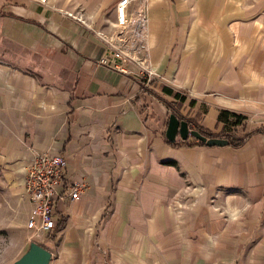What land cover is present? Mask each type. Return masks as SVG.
<instances>
[{"label":"crops","instance_id":"1","mask_svg":"<svg viewBox=\"0 0 264 264\" xmlns=\"http://www.w3.org/2000/svg\"><path fill=\"white\" fill-rule=\"evenodd\" d=\"M119 1L0 0V213L28 219L30 165L60 153L82 189L35 241L50 264H264V0H147V85L100 63ZM221 109L240 146L167 139L171 113L227 139Z\"/></svg>","mask_w":264,"mask_h":264},{"label":"built area","instance_id":"2","mask_svg":"<svg viewBox=\"0 0 264 264\" xmlns=\"http://www.w3.org/2000/svg\"><path fill=\"white\" fill-rule=\"evenodd\" d=\"M45 2L46 0H40ZM147 0H141L137 5L131 0H120L116 6V29L112 36L99 32L105 40L106 53L100 58V63L117 71L128 73L126 64L132 61L139 69V80L149 84L156 77L148 57V17L146 14ZM79 20H82L79 17ZM130 23L138 26L140 43L137 53L128 47V39L124 37ZM67 158L60 153H43L35 157L26 177V191L32 204L25 228L36 235L49 232L56 227L54 218L55 201L60 197L76 200L81 195L80 183L66 182ZM63 187L64 193L58 189Z\"/></svg>","mask_w":264,"mask_h":264},{"label":"water","instance_id":"3","mask_svg":"<svg viewBox=\"0 0 264 264\" xmlns=\"http://www.w3.org/2000/svg\"><path fill=\"white\" fill-rule=\"evenodd\" d=\"M190 135L208 146H224L228 144V140L225 138L203 135L198 130L191 128L187 119H180L175 113H171L166 130L167 139L170 142H175L177 136L182 140H186ZM51 259L52 254L48 249L32 241L22 256L12 264H50Z\"/></svg>","mask_w":264,"mask_h":264},{"label":"rangeland","instance_id":"4","mask_svg":"<svg viewBox=\"0 0 264 264\" xmlns=\"http://www.w3.org/2000/svg\"><path fill=\"white\" fill-rule=\"evenodd\" d=\"M22 211L23 207H20L19 210L16 209L15 213L11 214L12 219H9L10 214L7 212L2 211L0 213V264H12L23 246L27 250L29 244L39 238L36 235L29 240L32 232L25 228L27 215L25 211ZM14 248L17 249V252L13 254Z\"/></svg>","mask_w":264,"mask_h":264},{"label":"trees","instance_id":"5","mask_svg":"<svg viewBox=\"0 0 264 264\" xmlns=\"http://www.w3.org/2000/svg\"><path fill=\"white\" fill-rule=\"evenodd\" d=\"M162 90L165 94L174 96L176 99H178L180 101H184L186 99L185 95H183L179 92H175L173 89H171L167 86H163ZM245 119L246 118L244 116H242L241 114H237V113L230 111V110H227V109H221L219 112L218 121L220 123L224 124L225 132H227L226 133L227 139L231 144H233L235 146H240L243 143L244 137H237L236 136V128L238 126L242 125L243 122L245 121ZM197 130L199 132H201L203 135L208 136L207 133L204 132L202 129L197 128ZM170 143L175 144V142H170ZM200 144H204V143L200 142Z\"/></svg>","mask_w":264,"mask_h":264}]
</instances>
